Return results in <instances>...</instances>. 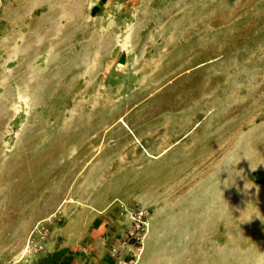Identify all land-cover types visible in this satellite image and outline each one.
I'll return each mask as SVG.
<instances>
[{"label":"rangeland","instance_id":"obj_1","mask_svg":"<svg viewBox=\"0 0 264 264\" xmlns=\"http://www.w3.org/2000/svg\"><path fill=\"white\" fill-rule=\"evenodd\" d=\"M55 252L264 264V0H0V264Z\"/></svg>","mask_w":264,"mask_h":264},{"label":"crops","instance_id":"obj_2","mask_svg":"<svg viewBox=\"0 0 264 264\" xmlns=\"http://www.w3.org/2000/svg\"><path fill=\"white\" fill-rule=\"evenodd\" d=\"M65 256L55 252L52 254H43L37 257L36 261L29 264H81L79 261L75 263L74 258L67 259ZM64 259V260H63Z\"/></svg>","mask_w":264,"mask_h":264}]
</instances>
